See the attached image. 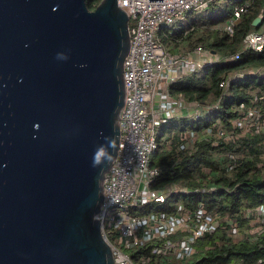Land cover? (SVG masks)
<instances>
[{"label":"water","instance_id":"obj_1","mask_svg":"<svg viewBox=\"0 0 264 264\" xmlns=\"http://www.w3.org/2000/svg\"><path fill=\"white\" fill-rule=\"evenodd\" d=\"M130 46L119 0H0V264H115L99 213Z\"/></svg>","mask_w":264,"mask_h":264},{"label":"trees","instance_id":"obj_2","mask_svg":"<svg viewBox=\"0 0 264 264\" xmlns=\"http://www.w3.org/2000/svg\"><path fill=\"white\" fill-rule=\"evenodd\" d=\"M100 1L87 3L94 8ZM241 6L245 11L230 33L226 20ZM259 15L263 19L254 25ZM262 28L264 0H214L159 31L172 52L200 44L221 56L173 84V93L181 94L190 110L201 107L200 117L186 113L162 123L152 154V164L160 168L152 186L182 189L170 196L167 210L178 201L190 210L202 204L218 225L196 241L191 257L154 255L149 264H264V221L256 211L264 205V46L244 49L246 35ZM236 52L239 58H228ZM227 79L229 85L222 86ZM210 106L214 111L207 113Z\"/></svg>","mask_w":264,"mask_h":264},{"label":"built area","instance_id":"obj_3","mask_svg":"<svg viewBox=\"0 0 264 264\" xmlns=\"http://www.w3.org/2000/svg\"><path fill=\"white\" fill-rule=\"evenodd\" d=\"M214 0H119L129 15L131 46L125 58L127 96L119 114L120 137L117 155L104 178V199L99 217L104 236L110 243L115 264H149L154 255L185 260L196 252L195 243L218 222L202 204L195 210L182 201L167 210L172 194L182 189L174 185L154 188L160 168L152 164L162 123L177 115L200 117L201 107L190 110L172 86L180 77L221 60L216 52L196 45L172 52L163 44L159 31L183 21L190 11H204ZM245 9H235L225 28L234 31ZM264 29L250 31L244 49L261 50ZM240 52L230 59L239 58ZM231 79L221 83L228 86ZM214 107L207 108L212 113ZM192 140L193 136H188ZM184 144H182V147ZM184 191V190H183ZM264 221V205L256 207ZM139 247H146L139 251Z\"/></svg>","mask_w":264,"mask_h":264},{"label":"rangeland","instance_id":"obj_4","mask_svg":"<svg viewBox=\"0 0 264 264\" xmlns=\"http://www.w3.org/2000/svg\"><path fill=\"white\" fill-rule=\"evenodd\" d=\"M199 73H201V71H202V68H199L198 70H197ZM176 261V260H175Z\"/></svg>","mask_w":264,"mask_h":264}]
</instances>
